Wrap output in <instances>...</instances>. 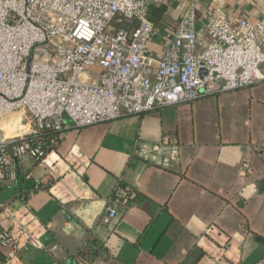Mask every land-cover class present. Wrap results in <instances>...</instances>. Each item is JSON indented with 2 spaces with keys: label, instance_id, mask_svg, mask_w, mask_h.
<instances>
[{
  "label": "crops",
  "instance_id": "0c3cea01",
  "mask_svg": "<svg viewBox=\"0 0 264 264\" xmlns=\"http://www.w3.org/2000/svg\"><path fill=\"white\" fill-rule=\"evenodd\" d=\"M178 1L156 23L153 58L172 39ZM196 1L201 23L218 7L264 20V0ZM66 121L44 163L26 160L0 186V223L11 228L9 207L44 244L22 237L24 264H264V81L82 128ZM167 136L179 151L169 166L140 154ZM121 184L126 203L113 199ZM109 205L117 215L105 223ZM9 251L0 246V264Z\"/></svg>",
  "mask_w": 264,
  "mask_h": 264
},
{
  "label": "built area",
  "instance_id": "2783aa9c",
  "mask_svg": "<svg viewBox=\"0 0 264 264\" xmlns=\"http://www.w3.org/2000/svg\"><path fill=\"white\" fill-rule=\"evenodd\" d=\"M170 1L0 0V184L18 181L26 160L44 163L66 118L82 128L264 81V20H235L218 7L201 23L196 0L175 4L172 39L160 58L150 56L157 24L149 14ZM46 130L57 134L43 139ZM140 154L160 166L179 157L168 136L140 144ZM116 195L130 197L125 188ZM4 211L12 223H0L5 264H24L21 238L44 244L29 220ZM116 215L109 205L103 220ZM208 235L218 241L222 233L211 226Z\"/></svg>",
  "mask_w": 264,
  "mask_h": 264
},
{
  "label": "trees",
  "instance_id": "16d2710c",
  "mask_svg": "<svg viewBox=\"0 0 264 264\" xmlns=\"http://www.w3.org/2000/svg\"><path fill=\"white\" fill-rule=\"evenodd\" d=\"M166 5H162V6H159V7H154V8H152V10H151V12H150V14H149V17H150V19L156 24V23H158L160 20H161V17L163 16V14H164V11H165V9H166V7H165ZM57 133L55 132V131H52V130H46L45 132H43V134L41 135V137L43 138V139H47V137H52V136H55ZM0 186H1V184H0ZM128 189L126 186H125V184H121L120 186H119V189ZM128 191H129V189H128ZM117 192V191H116ZM116 192H115V194L113 195V199L115 200H118V197H117V195H116ZM129 194H130V196H132V194H131V191H129ZM90 254V250H89V248H87L86 250H83L82 252H81V257L82 258H84V259H87L88 258V255Z\"/></svg>",
  "mask_w": 264,
  "mask_h": 264
},
{
  "label": "rangeland",
  "instance_id": "374dc122",
  "mask_svg": "<svg viewBox=\"0 0 264 264\" xmlns=\"http://www.w3.org/2000/svg\"><path fill=\"white\" fill-rule=\"evenodd\" d=\"M20 116L19 112H13L11 114H8L4 119H3V123H5V121H10L12 119H16Z\"/></svg>",
  "mask_w": 264,
  "mask_h": 264
}]
</instances>
